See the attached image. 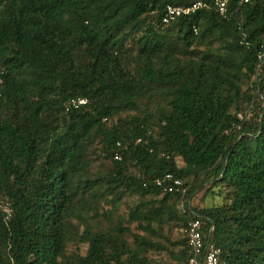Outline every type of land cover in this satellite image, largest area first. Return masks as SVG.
<instances>
[{
	"label": "trees",
	"instance_id": "16d2710c",
	"mask_svg": "<svg viewBox=\"0 0 264 264\" xmlns=\"http://www.w3.org/2000/svg\"><path fill=\"white\" fill-rule=\"evenodd\" d=\"M195 1L0 0V264H187L195 218L222 264H264V0L162 22ZM166 172L193 176L186 199Z\"/></svg>",
	"mask_w": 264,
	"mask_h": 264
},
{
	"label": "built area",
	"instance_id": "2783aa9c",
	"mask_svg": "<svg viewBox=\"0 0 264 264\" xmlns=\"http://www.w3.org/2000/svg\"><path fill=\"white\" fill-rule=\"evenodd\" d=\"M247 1V0H245ZM215 6L218 9L219 13L223 16L227 12V2L228 0H214ZM207 5L205 0H198L192 4L185 6H176L173 4H167L165 7L164 15L162 17V22L164 24L170 23L177 19L181 15H186L194 13L196 10ZM197 32V29L195 28ZM264 76V43L261 45L260 49L257 52V62H256V73L255 78L262 80ZM87 98L78 97L70 99L68 109L70 107H78L79 105L85 104ZM248 114V111H240L237 113V116L240 120H243ZM240 128V125H237V129ZM227 132V131H226ZM140 140V139H138ZM117 149L114 152V159L122 160L124 150L126 145L121 141L116 143ZM155 183L162 187L165 191L176 193L181 195L182 198L187 197L188 186L185 185V181L176 176L173 172H166L163 176L156 178ZM189 207L191 206V200H188ZM180 207L183 211L186 210L187 203L185 200L181 202ZM5 211L8 215L11 214V209L9 204L5 207ZM187 239L188 244L191 248V253L187 258V264H222L220 258V248L216 246L210 239H205V233L202 229V223L199 218L192 219L188 222L187 227Z\"/></svg>",
	"mask_w": 264,
	"mask_h": 264
},
{
	"label": "rangeland",
	"instance_id": "374dc122",
	"mask_svg": "<svg viewBox=\"0 0 264 264\" xmlns=\"http://www.w3.org/2000/svg\"><path fill=\"white\" fill-rule=\"evenodd\" d=\"M251 109L248 111V117L250 116ZM179 163H182L181 160H179ZM98 162H96V165ZM184 181L190 186L193 182V176L185 177ZM212 181H208L203 186L196 188L192 194L188 197V200H191L192 205L197 206H203V205H209L212 203L213 199L209 192H207V188L210 186ZM219 199V197H218ZM138 201V198L135 196H126L124 198V202L120 205L119 211L117 213L125 214L129 210L131 206H133ZM91 223L93 225V231L95 232H101L108 228L109 223L104 218H94L91 220ZM171 238L178 239L181 234H179L176 231L171 232ZM80 247L79 250L84 253L86 250V244L83 243H73L69 245L68 251L72 252L74 250H77V247ZM150 256L153 259H164L170 264H181L180 262L172 259L167 253H157V252H151Z\"/></svg>",
	"mask_w": 264,
	"mask_h": 264
}]
</instances>
